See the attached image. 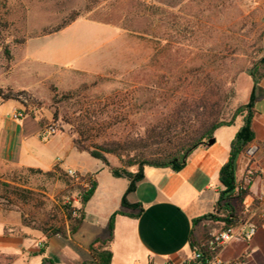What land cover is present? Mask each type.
Instances as JSON below:
<instances>
[{"label":"rangeland","instance_id":"374dc122","mask_svg":"<svg viewBox=\"0 0 264 264\" xmlns=\"http://www.w3.org/2000/svg\"><path fill=\"white\" fill-rule=\"evenodd\" d=\"M263 56L264 0H0V89L35 100L15 120L14 108L25 107L0 97V178L36 192L37 201L21 206L27 218L64 225L63 205H81L94 183L29 170L46 171L60 158L67 166H104L76 150L67 158L68 126L42 141L41 118L53 125L52 85L77 93L83 110L114 101L107 110L119 114L111 128L119 135L153 126L157 110L169 112L188 94L214 92L230 119L248 103L250 70ZM108 160L124 167L116 156ZM100 177L106 194L113 177L108 169ZM94 204L98 213L102 201Z\"/></svg>","mask_w":264,"mask_h":264},{"label":"crops","instance_id":"0c3cea01","mask_svg":"<svg viewBox=\"0 0 264 264\" xmlns=\"http://www.w3.org/2000/svg\"><path fill=\"white\" fill-rule=\"evenodd\" d=\"M261 88L264 90V77ZM255 110V139L240 157L236 177L238 183L249 188L243 217L246 227L253 224L258 230L251 240L238 238L225 246L219 253L224 263L264 264V99L256 104ZM242 126V119H238L234 125L217 130L214 143L197 149L180 172L145 168V178L128 196L130 203L142 205L143 213L139 218L117 217L111 244L113 264H184L192 256L193 241L202 243L212 234L223 231V224L219 222H194L214 212L224 189L220 171L229 159L231 143ZM68 143L67 158L73 150L79 152L72 136ZM57 163L46 171L34 170L48 173L59 167L66 173L72 170L96 179L97 188L85 207L83 226L72 236L66 222L63 234L47 238L42 232L26 227L15 212L0 209V257L6 264L90 262L93 260L92 242L107 238L110 217L122 209V198L129 186L127 180L111 174L108 193L103 194L100 174L105 167L98 165L91 170L80 165L67 166L61 158ZM101 201L98 213L93 212L94 203ZM76 207L81 205L77 203Z\"/></svg>","mask_w":264,"mask_h":264},{"label":"trees","instance_id":"16d2710c","mask_svg":"<svg viewBox=\"0 0 264 264\" xmlns=\"http://www.w3.org/2000/svg\"><path fill=\"white\" fill-rule=\"evenodd\" d=\"M76 16L78 17V14L73 17ZM74 20L75 18L72 19ZM250 76L254 81L250 99L247 104L237 108L230 119L225 118L226 102L217 98L214 92L200 96L188 94L178 97L169 112L164 111V108L157 110L159 113L154 114L153 126L141 130L135 128L129 132L119 129V135L111 130L116 127L115 123L119 119V114L114 110H107L114 105V101L105 103L103 107L101 104L98 107L97 104H89V109L83 110L79 107L82 103L76 100L77 93H60L55 86H51L53 93L51 108L56 134L65 133V127L68 126V133L73 137L74 145L79 152L100 161L115 178L129 182L122 198V209L115 212L109 219L106 228L107 238L104 240L97 238L92 242L90 250L93 260L84 264H113L111 244L117 217L139 218L143 213L142 205L130 203L128 196L135 192L137 184L145 178L146 167L170 169L174 172L182 171L189 157L197 149L209 146L217 130L232 126L241 118L243 126L232 141L229 159L220 171V181L224 189L220 193L214 212L194 222L199 224L205 220H212L222 223L223 230L234 228L239 224L246 210L245 200L249 195V188L243 183H238L236 173L240 157L255 139L254 124L257 115L255 107L264 99V90L261 88V80L264 77V56L250 70ZM0 97L3 101L15 100L21 103L26 109V115H29V108L35 105L34 98L26 91L0 89ZM156 99L154 95V102ZM66 104L69 107H66L67 109L62 113L61 109L65 108ZM159 105L162 104L159 103ZM155 106L157 107L156 104ZM30 115L36 116L34 113ZM47 123L46 119L41 118L43 129L46 128ZM109 155L122 160L124 167L112 166L108 160ZM129 168H137V171L131 172ZM29 171L43 173L34 169ZM55 173L67 177V173L59 167L48 172L49 175ZM96 188L95 182L92 189L85 192L80 208L73 206L72 203L63 205L65 223L68 222L72 236L83 226L86 219L85 207L93 197ZM35 201L37 196L33 190L20 186L14 180L0 178V208L6 211L18 209L23 224L42 232L47 238L63 234L64 225H56L49 221L39 222L26 217L21 206H28ZM192 245L194 250L200 243L193 241Z\"/></svg>","mask_w":264,"mask_h":264},{"label":"built area","instance_id":"2783aa9c","mask_svg":"<svg viewBox=\"0 0 264 264\" xmlns=\"http://www.w3.org/2000/svg\"><path fill=\"white\" fill-rule=\"evenodd\" d=\"M25 114V112L15 110L12 116L13 119L18 120L25 116ZM56 131L54 125L46 127L41 134L42 141H49L50 138L56 134ZM67 173L76 181L87 186L93 185L96 181L94 176H80L77 172L72 170ZM257 230L258 227L253 224H247L246 227L244 219H241L236 227L212 234L206 241L200 243V245L193 250L191 258L184 264H234L222 262L219 259V253L235 239L251 240L255 236Z\"/></svg>","mask_w":264,"mask_h":264},{"label":"water","instance_id":"95a60500","mask_svg":"<svg viewBox=\"0 0 264 264\" xmlns=\"http://www.w3.org/2000/svg\"><path fill=\"white\" fill-rule=\"evenodd\" d=\"M214 143V140L213 141H211V143L209 144V145H212Z\"/></svg>","mask_w":264,"mask_h":264}]
</instances>
